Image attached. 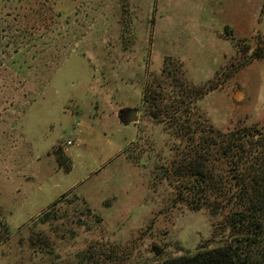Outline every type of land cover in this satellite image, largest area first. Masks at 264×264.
<instances>
[{
    "label": "rangeland",
    "instance_id": "1",
    "mask_svg": "<svg viewBox=\"0 0 264 264\" xmlns=\"http://www.w3.org/2000/svg\"><path fill=\"white\" fill-rule=\"evenodd\" d=\"M44 1L0 0V20L19 14L0 38V264H154L222 244L229 205L192 188L190 162L214 175L220 135L264 126L263 0ZM239 15L247 33L227 36Z\"/></svg>",
    "mask_w": 264,
    "mask_h": 264
},
{
    "label": "trees",
    "instance_id": "2",
    "mask_svg": "<svg viewBox=\"0 0 264 264\" xmlns=\"http://www.w3.org/2000/svg\"><path fill=\"white\" fill-rule=\"evenodd\" d=\"M224 30L228 32L227 36L231 35L227 25ZM250 57L262 60L264 46L254 49ZM246 64L242 63L239 68ZM181 65L175 68L180 77L183 72ZM169 80V86L175 88L172 79ZM174 81L178 82V89L183 86L181 79L178 81L176 77ZM217 86L216 83H209L190 88H193L194 97L198 99ZM186 90L190 91L189 88ZM175 91L176 88L171 90V94L176 96L178 91ZM146 100L148 102L145 97ZM156 114L151 111L154 118ZM212 150L210 171L215 174L204 173L208 168L202 162H190L192 168L189 174L194 176L191 186L202 195L220 190L217 193L221 192L223 200L229 205L225 221L232 234L217 246L202 247L193 254L164 258L154 264H264V126L254 124L220 135V139L213 142ZM221 165L225 174L221 173ZM199 198V195L195 197L196 200ZM154 250L159 251L156 247Z\"/></svg>",
    "mask_w": 264,
    "mask_h": 264
},
{
    "label": "crops",
    "instance_id": "3",
    "mask_svg": "<svg viewBox=\"0 0 264 264\" xmlns=\"http://www.w3.org/2000/svg\"><path fill=\"white\" fill-rule=\"evenodd\" d=\"M239 3H238V5H239ZM259 10H261V12H264V0L261 2L260 6H259ZM227 26H229L233 30L234 34H236L237 37H242L245 35V33H247V29H244V27H243V19H242V16H240V15L235 19L234 26H233V24L227 25ZM261 30L262 31H260V32L264 35V28L262 27ZM241 94H242L241 100L243 101L245 98V95L242 91H241Z\"/></svg>",
    "mask_w": 264,
    "mask_h": 264
},
{
    "label": "flooded vegetation",
    "instance_id": "4",
    "mask_svg": "<svg viewBox=\"0 0 264 264\" xmlns=\"http://www.w3.org/2000/svg\"><path fill=\"white\" fill-rule=\"evenodd\" d=\"M18 1H21V0H18ZM19 5H22L21 3ZM47 6V0L42 2V6L41 7H46ZM15 8H17V5H15ZM26 9H28L29 13L32 15V10H33V7L31 6L30 8L28 6H26ZM11 15L10 12H6V17H9ZM19 17V14L17 15H14L12 17V20L10 21L11 23L8 24V23H5L6 22V17L4 18H1V22L4 23V26L2 27V29L0 30V38H5L6 37V34L7 32L9 31L7 28L10 27L12 24H16L18 22V17ZM19 31L18 27L15 28L14 26V33H17ZM15 62V61H14Z\"/></svg>",
    "mask_w": 264,
    "mask_h": 264
},
{
    "label": "water",
    "instance_id": "5",
    "mask_svg": "<svg viewBox=\"0 0 264 264\" xmlns=\"http://www.w3.org/2000/svg\"><path fill=\"white\" fill-rule=\"evenodd\" d=\"M122 117H124V120L127 122H137L138 116L134 109H127L124 113H122Z\"/></svg>",
    "mask_w": 264,
    "mask_h": 264
},
{
    "label": "built area",
    "instance_id": "6",
    "mask_svg": "<svg viewBox=\"0 0 264 264\" xmlns=\"http://www.w3.org/2000/svg\"><path fill=\"white\" fill-rule=\"evenodd\" d=\"M67 144H71V142L70 141H67Z\"/></svg>",
    "mask_w": 264,
    "mask_h": 264
}]
</instances>
